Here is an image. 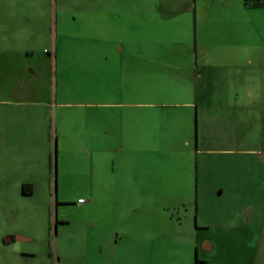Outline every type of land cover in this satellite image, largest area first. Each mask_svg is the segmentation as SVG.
<instances>
[{"label": "crops", "instance_id": "0c3cea01", "mask_svg": "<svg viewBox=\"0 0 264 264\" xmlns=\"http://www.w3.org/2000/svg\"><path fill=\"white\" fill-rule=\"evenodd\" d=\"M95 2L89 10L91 19L84 22L75 21L73 14H78L79 9L67 8L63 0L47 3L0 0V204H18L26 196L47 203L44 209L49 226L52 216L55 224L62 225H57L53 239L56 261L50 251L48 264H63V203L67 199L63 197L62 188L68 176L64 151L72 160L83 158L87 168L75 170L77 176L84 177L91 186L101 187L103 196L109 200L114 192L110 188L114 186L146 185L149 181L161 185L173 181L172 148L179 146L181 141L178 138L173 143L172 131L164 132L160 121L148 119L147 111L157 107L155 103L125 98L123 91L113 90L120 99L109 98L112 93L99 91L98 97H102L97 99L77 103L59 100V93L63 94V86L58 84V75L63 73V43L77 40H89L94 44L119 43L123 50V43L133 42L150 44L148 48H153V44L166 41L183 42L179 36L184 29L189 35L188 47L183 44V53L174 55L176 57L169 61L166 69L172 67L182 71L188 75L189 84L194 85L189 86L194 101L178 104L195 106V148L188 138L182 142L191 148L189 154L197 167L201 165L200 154L207 155L215 150L243 152L239 148L243 145L246 120L238 108L252 107L253 117L264 121V86L259 85L257 77L245 80L240 76L235 86H219L227 80L221 74V69L228 66L227 60L264 59V51H260L264 45H259V42L264 43V6H244L240 0L239 5L236 4L237 12L233 13L230 6L220 9L196 2L186 3L183 8L173 2L158 4L156 0H151L152 4L144 0ZM46 26H49L47 33L43 30ZM38 37L40 41L47 39L52 43L53 55L43 59L36 57L30 45ZM226 40L234 43L233 49H225ZM208 42L215 48L211 53L206 50ZM247 43H252L254 49L250 50ZM112 58L105 52L102 60ZM53 69L55 86L50 89L51 96L44 98L46 85H52L46 84L45 78ZM244 81L248 83L243 84ZM101 83L106 86V82ZM68 108L75 109L68 112ZM262 129L264 131V127ZM260 130L259 126L251 132L257 131L256 137L260 138V133L263 134ZM164 139L171 148L167 153L168 166L162 161L165 158L162 153ZM247 151L264 161V147ZM238 166L235 162L231 165L234 169ZM24 184L27 193L22 190ZM53 184H57L54 194L51 193ZM40 187H47L45 199L35 195ZM89 198L90 202H79L83 210L94 203V193ZM163 210L156 205V217L151 219L157 221V217L163 216ZM224 227L229 232L242 230L227 224ZM195 228L201 227L195 223ZM196 229L193 234L195 264H209L211 258L202 259L200 249L214 251L215 245L199 237ZM245 231L264 234V227H249ZM8 236L13 238L7 241ZM13 241L31 243L35 237L23 230H1V263L5 253L34 257L33 252L14 246Z\"/></svg>", "mask_w": 264, "mask_h": 264}, {"label": "rangeland", "instance_id": "374dc122", "mask_svg": "<svg viewBox=\"0 0 264 264\" xmlns=\"http://www.w3.org/2000/svg\"><path fill=\"white\" fill-rule=\"evenodd\" d=\"M35 1L47 3L51 0ZM144 1L147 4L155 2ZM156 1L158 4L173 2L180 8L191 2L220 9L230 6L233 13L237 12L240 3V0ZM95 3V0H63L67 8L72 9L73 6L79 9L78 14H73L75 21L84 22L91 19L89 10ZM242 3L246 6L244 0ZM67 17L71 18L70 15ZM43 30L47 33L49 26ZM188 37L187 32L181 29L179 38L183 42L166 41L164 44H153V48H148L150 44L125 42L123 50L119 43L94 44L89 40L63 43V73L58 75L63 94L59 93V100L77 103L97 99L102 97H98L99 91L102 94L112 93L109 98L120 99L113 90L116 93L123 91L125 98L155 103L157 107L147 111L148 119L160 121L162 131H172L175 135L173 143L178 138L181 140L179 146L172 148L173 181L161 185L149 181L146 185L114 186L110 188L114 192L109 200L103 196L101 187L91 186L88 180H83L84 177L77 176L75 170H85L83 158L72 160L67 152H63V157L68 160L65 163L68 176L62 188L63 197L67 199L63 203V264H195V223L201 227L196 229L198 236L215 245L214 251L200 249L201 258H211L209 264H264V234L245 231L249 227H264V161L259 155L247 151L264 147V121L259 122L253 117L252 107L238 108L246 120L243 145L239 148L243 152L215 150L207 155L200 154L198 160L201 165L197 167L192 154H189L191 148L182 142L188 138L193 142L191 147L195 148V106L189 108L178 104L194 101V94L189 91V86L194 85L189 84L188 75L182 71L172 67L166 69L169 61L183 53L182 46L188 45ZM233 44L226 40L223 46L231 50ZM247 44L250 50L254 49L250 45L252 43ZM259 45L264 43L259 42ZM30 48L41 59L54 54L52 43L47 39L40 41L39 37L36 38ZM214 49L208 42L206 50L211 53ZM260 51H264V46ZM105 52L113 58L103 61ZM226 64L228 66L221 69V74L227 80L219 86H235L236 78L240 76L245 80L257 77L259 85L264 86V59L227 60ZM49 74L45 83L52 85H46L44 98L51 96L50 89L55 86L54 69ZM101 82H106V86ZM247 83L244 81L243 84ZM71 109L75 108H68V112ZM259 126L263 131L260 138L256 137L257 131L251 132ZM163 142L165 158L162 161L164 166H168L167 153L171 152V148L167 146V139ZM233 162L239 164L238 169L231 167ZM44 189L47 190V187L37 188L36 197L41 195L40 198L45 199L47 194H44ZM55 191L57 184L51 188L52 194ZM92 193L95 195L94 203L86 205L88 208L83 210L78 198L90 202ZM45 204L38 198L27 196L18 204H0V231L23 230L35 237L31 243H12L33 252L34 257L5 253L0 264H48L47 253L50 251L56 261L53 239L57 225H62L55 224L52 216L49 226ZM156 205L164 209L163 216L153 221L151 217H156ZM226 224L242 230L229 232L224 227Z\"/></svg>", "mask_w": 264, "mask_h": 264}, {"label": "trees", "instance_id": "16d2710c", "mask_svg": "<svg viewBox=\"0 0 264 264\" xmlns=\"http://www.w3.org/2000/svg\"><path fill=\"white\" fill-rule=\"evenodd\" d=\"M245 5L251 6V7H260L264 6V0H244ZM22 190L24 193H27V185L24 184L22 187Z\"/></svg>", "mask_w": 264, "mask_h": 264}, {"label": "water", "instance_id": "95a60500", "mask_svg": "<svg viewBox=\"0 0 264 264\" xmlns=\"http://www.w3.org/2000/svg\"><path fill=\"white\" fill-rule=\"evenodd\" d=\"M13 237L12 236H8L7 238H5V240H10V239H12Z\"/></svg>", "mask_w": 264, "mask_h": 264}, {"label": "built area", "instance_id": "2783aa9c", "mask_svg": "<svg viewBox=\"0 0 264 264\" xmlns=\"http://www.w3.org/2000/svg\"><path fill=\"white\" fill-rule=\"evenodd\" d=\"M78 202H84V199H83V198H80V199L78 200Z\"/></svg>", "mask_w": 264, "mask_h": 264}]
</instances>
